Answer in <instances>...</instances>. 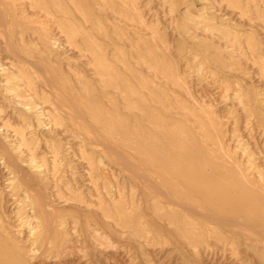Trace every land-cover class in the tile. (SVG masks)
<instances>
[{
  "label": "rangeland",
  "instance_id": "rangeland-1",
  "mask_svg": "<svg viewBox=\"0 0 264 264\" xmlns=\"http://www.w3.org/2000/svg\"><path fill=\"white\" fill-rule=\"evenodd\" d=\"M56 1L0 0V222L21 262L264 264L254 249L239 258L212 236L196 258L184 256L176 227L153 206L167 187L135 182L124 169L134 156L119 141L124 124L111 134L98 122L110 118L103 108L127 115L134 90H157L154 109L175 119L190 111L216 140L186 118L194 137L176 152L203 157L186 172L214 176L218 158L208 150L222 145L233 168L264 182V0ZM112 79L118 90L106 87ZM115 205L142 216L143 236L102 210L120 213Z\"/></svg>",
  "mask_w": 264,
  "mask_h": 264
},
{
  "label": "bare ground",
  "instance_id": "bare-ground-1",
  "mask_svg": "<svg viewBox=\"0 0 264 264\" xmlns=\"http://www.w3.org/2000/svg\"><path fill=\"white\" fill-rule=\"evenodd\" d=\"M58 2L51 0V6H57ZM109 72L113 73L112 70ZM110 75L113 76V74ZM144 83L143 88L148 89ZM106 87L119 89L114 79L108 82ZM156 92L157 90H151L149 93L143 94L140 90H134L136 101L130 102L126 99L124 101V110L127 115H122V117L115 110L110 113L103 108V112L110 118L98 120L99 124L111 134L116 131L115 124L119 121L124 124L119 136L120 144L124 148L134 151V156L124 169L130 175L132 174L135 182L137 180V183L140 182L143 187L151 186L152 189L155 184H163L167 187V194L162 191L160 194L161 192L159 193L156 188V190L153 188L160 195L157 196L159 200L153 199L154 202H152L157 217L176 227L170 235L178 239L177 242L175 241L177 248L184 256H192V258L195 257L193 254L197 256L196 253L200 250L199 245L204 244L207 237L212 236L217 242V247L221 249L225 250L231 247L233 250L237 248L239 258L244 259L245 254L250 249H254L255 256L264 263V182L257 181L258 179H255L253 174L238 163L233 168L232 163H228L230 160L227 161L230 154L222 145L215 146L218 149L212 147L214 151L208 150L210 154L218 158V171L214 176H205L195 170L192 171L195 172L193 174L188 171L187 173L186 165H189L191 161L192 168L197 170L203 157L199 155L198 158L189 160L181 153L176 152L178 148H184L187 136L194 137L193 134L188 133L189 131H184L182 123L188 118L192 120L204 137L211 141L212 136L204 130L199 116L190 111L186 116L180 111L181 115L175 119L170 114L168 116V113L154 109L152 104L156 100L154 96ZM165 107L169 112L168 101L164 103ZM214 140L212 139V142ZM196 141L197 148L199 142ZM152 151H156L161 156L154 158ZM203 154L205 155V153ZM124 160L122 159V161ZM190 181L194 184L208 182L214 187L210 188L211 190L208 188L204 190V188L193 184L194 187L190 188L188 186ZM116 205L114 208L116 211L118 209L120 213L112 212L109 207H102V210L116 220L123 230L130 232L133 238L140 237L144 230L142 216L139 218L129 217V215L123 214V210L121 211L119 208L120 205ZM53 228L52 224L47 225L49 232ZM194 241H197L198 244L193 246ZM22 257L23 251L0 222V264H23Z\"/></svg>",
  "mask_w": 264,
  "mask_h": 264
}]
</instances>
